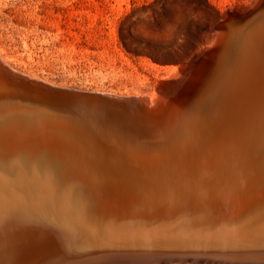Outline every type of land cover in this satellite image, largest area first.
<instances>
[{"label":"bare ground","instance_id":"1","mask_svg":"<svg viewBox=\"0 0 264 264\" xmlns=\"http://www.w3.org/2000/svg\"><path fill=\"white\" fill-rule=\"evenodd\" d=\"M209 37L151 94L57 86L0 47V264L99 263L119 243L122 264H264V237L198 239L264 214V0Z\"/></svg>","mask_w":264,"mask_h":264},{"label":"rangeland","instance_id":"2","mask_svg":"<svg viewBox=\"0 0 264 264\" xmlns=\"http://www.w3.org/2000/svg\"><path fill=\"white\" fill-rule=\"evenodd\" d=\"M247 1L0 0V47L13 58L12 67L57 86L151 94L208 43L212 27L229 9ZM245 213L226 215L215 231L199 228V241L223 246L239 234L264 237V214L254 220L241 216ZM116 247H107L102 262L88 264L128 260L113 253Z\"/></svg>","mask_w":264,"mask_h":264}]
</instances>
